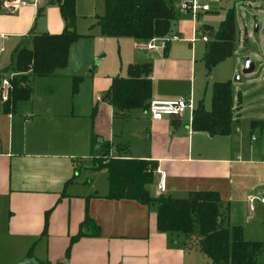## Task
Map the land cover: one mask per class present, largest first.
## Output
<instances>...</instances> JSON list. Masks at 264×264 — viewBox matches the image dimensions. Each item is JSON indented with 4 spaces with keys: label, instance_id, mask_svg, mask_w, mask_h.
Here are the masks:
<instances>
[{
    "label": "crops",
    "instance_id": "obj_1",
    "mask_svg": "<svg viewBox=\"0 0 264 264\" xmlns=\"http://www.w3.org/2000/svg\"><path fill=\"white\" fill-rule=\"evenodd\" d=\"M11 1L0 0V54L5 52L3 44L13 39L10 63L0 66V264H211L199 246L197 233L188 237L158 230V202L108 197V171L98 168L92 156L94 135L100 136L94 148L96 156L105 149L104 142H109L112 158L157 162L153 182L146 188L148 198L164 195L183 199L193 191H216L222 227L240 226L244 239L253 241L251 230L257 227L254 221L264 228V203L257 199L253 204L249 202L250 197H258L264 190V114L241 115L243 99L239 94L235 103L236 83L232 82L234 112L227 135L195 131L190 111L161 120H154L149 108L118 111L104 99L112 78L106 83L103 97L93 98V102L104 103L102 111H109L113 125L120 121L121 132L112 131L102 137L94 133L88 118L96 115L99 104L94 106L92 98L83 103L80 90H74L76 76L69 77L72 84L64 82L68 93H62L59 99L54 96L44 103L36 100L35 79L66 78L60 72L64 68L51 76L30 78L31 98L18 100L6 111L3 100L9 89L5 96L1 87L3 79L10 80L15 74L10 67L14 51L31 48L35 34H60L65 28L56 0H38L37 5L7 10L5 3ZM40 15L41 27L36 32ZM197 30L187 39L189 47L174 48L179 55L174 54L160 73L150 63L152 99L181 98L189 80L198 94V104L202 102L211 110L204 99L200 100L196 75L198 65L207 74L215 68L207 71L203 58L206 43L216 29L203 25L199 45L194 41ZM173 35L180 41L179 33ZM205 35L208 39L203 38ZM28 37L32 45L22 46ZM115 38H131L139 51L152 50L132 37ZM170 41L164 50L169 51ZM130 64L143 63L130 62L128 67ZM7 71L12 76L2 77ZM223 73L227 74L225 70L218 72L222 78ZM161 76L164 82L157 84ZM222 78L216 82L231 81L230 77ZM158 169L167 172L163 193L158 189ZM150 187H154L153 196ZM87 217L91 221L86 222Z\"/></svg>",
    "mask_w": 264,
    "mask_h": 264
},
{
    "label": "trees",
    "instance_id": "obj_2",
    "mask_svg": "<svg viewBox=\"0 0 264 264\" xmlns=\"http://www.w3.org/2000/svg\"><path fill=\"white\" fill-rule=\"evenodd\" d=\"M65 28L60 34H35L31 48H17L12 56L11 70L15 75L9 80L8 97L3 100L10 111L21 99H30V78L51 76L68 64L69 49L80 38L75 28L76 0H56ZM106 11L98 17L102 34L109 37H132L140 43L154 38L169 40L173 36L175 12L169 0H105ZM211 29V28H207ZM238 30L236 14L230 10L219 27L206 43L204 63L210 71L221 61L234 55L237 49ZM152 66L150 63L130 64L128 78L115 77L104 99L118 111L133 108L147 109L152 100ZM81 77L74 79L77 91ZM232 81L215 82L212 87V108L207 110L199 103L192 116L195 131H204L212 136L227 135L231 131L234 98ZM98 136L92 138V156L98 168L109 174L110 199H136L147 191L153 182L156 161L122 159L109 156L110 144L96 156L94 148ZM158 202L157 228L161 232H178L188 237L198 234L201 250L211 259V264H257V257L264 243L244 239L243 229L222 227L220 196L216 191H193L188 198H173L164 195L148 198ZM91 221L86 218V222Z\"/></svg>",
    "mask_w": 264,
    "mask_h": 264
},
{
    "label": "rangeland",
    "instance_id": "obj_3",
    "mask_svg": "<svg viewBox=\"0 0 264 264\" xmlns=\"http://www.w3.org/2000/svg\"><path fill=\"white\" fill-rule=\"evenodd\" d=\"M21 1L25 2L24 6H33L34 3V0ZM169 1L173 4L175 12L173 34L179 33L180 41L171 38L169 51H166L161 45L162 40L157 38L154 42L156 46L154 49L150 51H139L134 48L131 38L118 39L102 34L101 28L98 25V17L104 15L106 11L105 0H76L75 28L77 33L81 36L70 46L68 64L60 71L66 75V78H59L55 80L57 82L47 77L36 78L34 82V96L36 100L41 99L43 101L42 103H44L45 100L51 101L56 97L59 99L62 93H68L64 82L71 83L70 80L72 78L69 77L80 76L81 79L78 90H80L81 93L79 98H83V103L90 101L92 98L94 106L95 103L99 104V110L96 112V115L93 116V114H90L88 117L90 122H92L94 133L102 137L108 136L112 131L115 134H119L121 132L120 121L116 120V123L113 125L109 111H102V108L104 109V103L102 101L93 102V98L97 99L98 96L103 97L106 83L115 77L126 78L129 75L128 64L130 62L151 63L153 65V70L160 73L163 67L174 59L175 55H179L173 52L176 46L177 48L184 46L187 48V46H190L187 39L188 37L192 38L194 29H198V32L194 35V41L197 40L198 42L196 44L199 45L200 38L203 34L201 32V27L206 25L217 29L220 23L226 18L228 12L234 10L236 14V27L239 31L237 41V46L239 47L234 55L218 63L209 74L198 65L197 68L199 69H197L196 82L199 92L197 93L200 95V100L202 101V99H204L207 108L211 109V91L213 83H215L217 79L222 78L219 76L218 72L225 70L227 74L223 73L225 75H223L222 79L228 80L230 77L231 81L237 84V90H235L236 104L239 94L242 96L243 103L241 109L243 110L241 115L249 117L263 115L264 0H221L216 3L210 0H204L203 3H208L210 10L206 12L201 11L196 16L191 11L180 10L182 0ZM41 17L42 15L39 16L40 20H38L37 27L35 25L36 32H38L40 29L39 27H41ZM256 26H258V29ZM10 40L11 41L3 44L5 52L0 54V66L2 67L10 63L13 39ZM21 45L31 46V37L24 38ZM247 58H252L255 61V71L250 74L243 73ZM100 60L101 62L99 63ZM235 68H237L236 72ZM232 69L234 73L229 74ZM11 76L12 72L7 71L2 77L10 78ZM155 79H157V77H155ZM163 79L164 77L161 76L158 81L156 80L157 84L164 82ZM186 85V91L182 97H191L195 106H197L199 101L196 100V95L198 97V94L195 95L194 90H192L191 81L188 80ZM69 88L71 95L72 88ZM138 109L140 108H137V110ZM149 189L153 196L155 192L154 187H150ZM254 223H257V227L251 230L252 239L253 241L264 243V228L262 227V223H258L257 221H254ZM257 264H264V247L258 254Z\"/></svg>",
    "mask_w": 264,
    "mask_h": 264
},
{
    "label": "built area",
    "instance_id": "obj_4",
    "mask_svg": "<svg viewBox=\"0 0 264 264\" xmlns=\"http://www.w3.org/2000/svg\"><path fill=\"white\" fill-rule=\"evenodd\" d=\"M214 2H220L221 0H211ZM38 0H34V5H36ZM25 5V2L21 0H13L11 2H6L5 7L7 10L18 8ZM180 10L191 11L195 16L199 14V12L209 11L210 6L208 3H203L201 0H182L180 5ZM172 39H179V36L173 35ZM204 39H208V36H203ZM157 38L152 39L150 42L146 44L147 49L155 48L154 42ZM160 39V38H159ZM161 45L164 47L166 45L167 39H161ZM2 50V48H0ZM15 75V74H13ZM10 87V81L8 79L2 80V93L5 96L7 95V90ZM195 104L193 99L181 97L179 99H171V100H161V99H152L149 106V111L154 120H161L165 116H173L179 117L185 114L187 111L193 113L195 109ZM160 173V180L158 183V189L161 193L166 190V182H167V172L164 170L158 169ZM259 200L264 203V190L261 192V195L258 197H250L249 202L253 204L255 200Z\"/></svg>",
    "mask_w": 264,
    "mask_h": 264
},
{
    "label": "water",
    "instance_id": "obj_5",
    "mask_svg": "<svg viewBox=\"0 0 264 264\" xmlns=\"http://www.w3.org/2000/svg\"><path fill=\"white\" fill-rule=\"evenodd\" d=\"M256 28L258 29V26H256ZM255 71V61L252 58H247L246 62H245V66L243 68V73L244 74H250L252 72ZM148 198V193L144 192L141 195L140 201L141 202H145Z\"/></svg>",
    "mask_w": 264,
    "mask_h": 264
}]
</instances>
